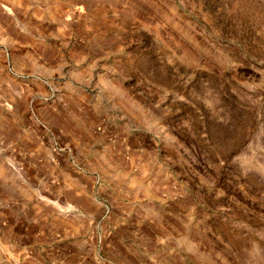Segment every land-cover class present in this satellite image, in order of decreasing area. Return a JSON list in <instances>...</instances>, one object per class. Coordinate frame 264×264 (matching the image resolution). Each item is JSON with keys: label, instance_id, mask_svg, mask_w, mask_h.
Wrapping results in <instances>:
<instances>
[{"label": "rangeland", "instance_id": "374dc122", "mask_svg": "<svg viewBox=\"0 0 264 264\" xmlns=\"http://www.w3.org/2000/svg\"><path fill=\"white\" fill-rule=\"evenodd\" d=\"M0 11V264H264V0Z\"/></svg>", "mask_w": 264, "mask_h": 264}, {"label": "crops", "instance_id": "0c3cea01", "mask_svg": "<svg viewBox=\"0 0 264 264\" xmlns=\"http://www.w3.org/2000/svg\"><path fill=\"white\" fill-rule=\"evenodd\" d=\"M27 15V14H26ZM0 16L4 17L8 26H13L12 22L10 20V16L8 13H3L0 11ZM48 29L53 30V26H49ZM52 37L54 38L55 42H64L67 43V38L65 37V34H51ZM35 46L33 44L27 45L24 51H22L20 54H16V61H14L15 66H19L20 69L27 71V74H30L27 79H25L24 84L30 88L33 91V94H36V82L39 73H43L47 65H52L51 61V54L47 53V50L42 49V48H34ZM86 48V47H85ZM73 49H78L77 47L73 46ZM87 49V48H86ZM85 51L83 50V53ZM82 53V50H81ZM87 62L85 60H76V65L75 68L79 69L84 67V65ZM30 72V73H29ZM11 80L8 81L9 87L13 90L16 91L15 85L11 84ZM30 90V91H31Z\"/></svg>", "mask_w": 264, "mask_h": 264}, {"label": "bare ground", "instance_id": "6f19581e", "mask_svg": "<svg viewBox=\"0 0 264 264\" xmlns=\"http://www.w3.org/2000/svg\"><path fill=\"white\" fill-rule=\"evenodd\" d=\"M2 172V171H1Z\"/></svg>", "mask_w": 264, "mask_h": 264}]
</instances>
